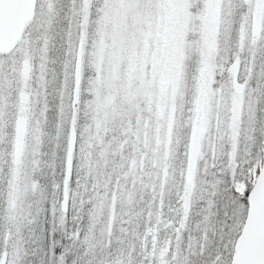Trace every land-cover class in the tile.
I'll list each match as a JSON object with an SVG mask.
<instances>
[{"label": "snow or ice", "instance_id": "snow-or-ice-1", "mask_svg": "<svg viewBox=\"0 0 264 264\" xmlns=\"http://www.w3.org/2000/svg\"><path fill=\"white\" fill-rule=\"evenodd\" d=\"M0 264H264V0H0Z\"/></svg>", "mask_w": 264, "mask_h": 264}]
</instances>
